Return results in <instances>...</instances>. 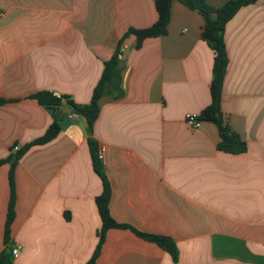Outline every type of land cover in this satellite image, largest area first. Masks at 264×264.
I'll return each mask as SVG.
<instances>
[{
	"label": "crops",
	"instance_id": "crops-1",
	"mask_svg": "<svg viewBox=\"0 0 264 264\" xmlns=\"http://www.w3.org/2000/svg\"><path fill=\"white\" fill-rule=\"evenodd\" d=\"M220 8L231 0H206ZM158 19L154 0H0V160L44 136L54 110L47 91L89 104L117 43ZM204 18L175 1L164 36L126 39L123 97L104 96L93 138L103 150L110 214L140 232L172 238L178 259L131 229H110L96 264H264V0L227 23L228 69L221 111L246 142L218 150L211 104L214 52ZM133 46L131 50L129 48ZM63 118L59 135L33 146L15 169L14 264H87L102 221L103 183L93 168L86 120ZM15 147H19L17 151ZM10 165L0 166V254L10 201Z\"/></svg>",
	"mask_w": 264,
	"mask_h": 264
},
{
	"label": "trees",
	"instance_id": "trees-1",
	"mask_svg": "<svg viewBox=\"0 0 264 264\" xmlns=\"http://www.w3.org/2000/svg\"><path fill=\"white\" fill-rule=\"evenodd\" d=\"M178 1L197 11L204 18L202 38L207 41L214 52L213 79L210 85L211 104L198 116L200 121L211 122L216 125L220 134L218 150L229 154H242L247 150L246 142L240 135L234 132L226 122L221 111L220 103L224 80L226 77L229 59L225 43V29L227 23L237 14V12L248 5L254 4L259 0H231L220 8H214L206 0H154L158 19L156 23L147 29H129L128 32L119 40L114 55L104 62L102 76L94 88L92 99L89 104L79 105L68 97H57L54 94L43 91L31 96L42 106L54 110V121L48 127L44 136L25 145L5 160H0V166L8 163L10 165V201L7 213L5 239L6 249L0 254V264H14L12 256V246L10 241L11 226L15 219L16 207V185L15 169L19 161L33 146L45 145L53 141L62 129L63 118L56 114L57 110L63 105L70 106L71 111L86 120L88 133V145L92 157L93 168L103 183V192L96 198V205L102 221L101 229L98 233V243L91 259L87 264H96L102 246L106 239V234L110 229H131L142 239L155 243L168 252L176 261L178 259V248L175 241L166 236L152 235L140 232L128 225L120 224L113 219L110 214L109 203L111 198V187L104 172L102 161L98 158V146L93 138L94 124L100 113V100L104 96L114 99L123 97L122 71L124 55L123 45L131 35L136 38V48H141L143 42L149 38H156L167 34L170 23L171 7L173 2ZM8 101L0 98V105Z\"/></svg>",
	"mask_w": 264,
	"mask_h": 264
},
{
	"label": "built area",
	"instance_id": "built-area-1",
	"mask_svg": "<svg viewBox=\"0 0 264 264\" xmlns=\"http://www.w3.org/2000/svg\"><path fill=\"white\" fill-rule=\"evenodd\" d=\"M55 96L60 97L59 95H55ZM78 116H79V115L76 114V113H74V112H71V113L68 115V117H69L70 119L77 118ZM186 120H187V123H188L190 126L194 127V128H198V127H200V125H201V121L198 119V116H196V115L188 114V115L186 116ZM18 149H19V147H15V148H14L15 151H17ZM98 158H99L101 161L104 160V154H103V150H102V149L98 151ZM11 252H12V256H13V258L18 257L19 254H20V246H13Z\"/></svg>",
	"mask_w": 264,
	"mask_h": 264
},
{
	"label": "water",
	"instance_id": "water-1",
	"mask_svg": "<svg viewBox=\"0 0 264 264\" xmlns=\"http://www.w3.org/2000/svg\"><path fill=\"white\" fill-rule=\"evenodd\" d=\"M133 48V46H131L130 48H129V50H131ZM128 53V51L127 52H125V54H124V57L123 58H125L126 57V54Z\"/></svg>",
	"mask_w": 264,
	"mask_h": 264
}]
</instances>
